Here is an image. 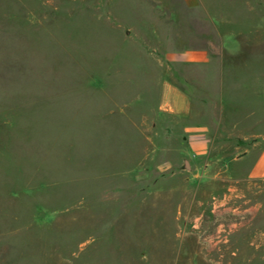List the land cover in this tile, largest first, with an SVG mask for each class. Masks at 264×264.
<instances>
[{"label": "rangeland", "instance_id": "rangeland-1", "mask_svg": "<svg viewBox=\"0 0 264 264\" xmlns=\"http://www.w3.org/2000/svg\"><path fill=\"white\" fill-rule=\"evenodd\" d=\"M263 151L264 0H0V264H264Z\"/></svg>", "mask_w": 264, "mask_h": 264}, {"label": "crops", "instance_id": "crops-1", "mask_svg": "<svg viewBox=\"0 0 264 264\" xmlns=\"http://www.w3.org/2000/svg\"><path fill=\"white\" fill-rule=\"evenodd\" d=\"M190 6H195L198 3V0H183ZM207 58V55L204 52H194L190 54L189 59L203 61ZM205 130L198 129L196 135L192 138L191 142L193 144V152L200 153L206 148V138ZM251 177L261 178L264 177V151L258 155L251 167Z\"/></svg>", "mask_w": 264, "mask_h": 264}, {"label": "water", "instance_id": "water-1", "mask_svg": "<svg viewBox=\"0 0 264 264\" xmlns=\"http://www.w3.org/2000/svg\"><path fill=\"white\" fill-rule=\"evenodd\" d=\"M181 169L188 171L192 170L191 162L188 158H184L183 163L181 165Z\"/></svg>", "mask_w": 264, "mask_h": 264}]
</instances>
